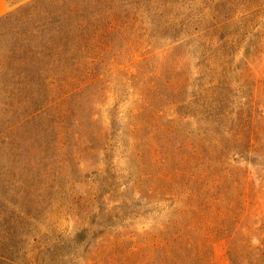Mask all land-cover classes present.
<instances>
[{"label":"rangeland","instance_id":"rangeland-1","mask_svg":"<svg viewBox=\"0 0 264 264\" xmlns=\"http://www.w3.org/2000/svg\"><path fill=\"white\" fill-rule=\"evenodd\" d=\"M6 1L0 264H264V0Z\"/></svg>","mask_w":264,"mask_h":264},{"label":"trees","instance_id":"trees-1","mask_svg":"<svg viewBox=\"0 0 264 264\" xmlns=\"http://www.w3.org/2000/svg\"><path fill=\"white\" fill-rule=\"evenodd\" d=\"M258 9L259 8L253 9V13H254V11H256ZM68 10L73 15L77 14V7L75 5L70 7V8H68ZM249 12H252V11H249ZM71 14H70V16H71ZM64 21L66 22V18L63 20V22ZM57 22H58L59 27L63 26L62 20H59V21L57 20ZM72 25H76V27H77L78 26V22L75 21L74 24H72ZM36 28L33 29V30L30 29L31 30L30 34L25 39V41H27L25 43V44H27L26 46L19 42L17 44V46H16L17 48H15L14 63L16 64L15 65L16 70H18L17 74H19V80L18 81H21L20 79L22 78L23 74L29 73V72H33V71H35L37 69H39V71H40V69H41L39 67V64L41 62H38L36 59L33 58V56H37L38 57L39 55H41L40 51L38 50L39 44H38L37 40L41 36L44 37L45 35L43 34L42 28H39V29L38 28L36 29ZM224 39H225V37L223 35H220V36H218L217 39H214L213 41L215 43H217V44H221ZM60 40H61V44H59L57 46V48H55V51H54V54H53L55 62H56V60L59 61L60 58L62 57V55L64 54V49H63V44L62 43H63V41H66V36L63 35V37ZM27 52H28V56H26ZM30 55H32V56H30ZM49 61L52 62V63L54 62L52 60H49ZM2 64L3 63L0 62L1 66H2ZM2 67L4 68L5 65H3ZM18 81L16 80V84L17 83L19 84ZM249 141L250 142H253V141L255 142V138H253V136H250V140ZM225 168H227V167H225ZM180 173H183V172H179V174ZM214 181H220V178H215Z\"/></svg>","mask_w":264,"mask_h":264},{"label":"crops","instance_id":"crops-1","mask_svg":"<svg viewBox=\"0 0 264 264\" xmlns=\"http://www.w3.org/2000/svg\"><path fill=\"white\" fill-rule=\"evenodd\" d=\"M8 9L7 1L0 0V17L3 16Z\"/></svg>","mask_w":264,"mask_h":264}]
</instances>
